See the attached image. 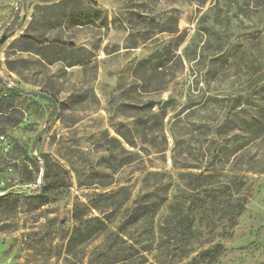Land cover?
<instances>
[{"label":"rangeland","instance_id":"374dc122","mask_svg":"<svg viewBox=\"0 0 264 264\" xmlns=\"http://www.w3.org/2000/svg\"><path fill=\"white\" fill-rule=\"evenodd\" d=\"M263 95L264 0H0V264H264ZM221 145L253 184L202 245L232 200L204 191Z\"/></svg>","mask_w":264,"mask_h":264},{"label":"trees","instance_id":"16d2710c","mask_svg":"<svg viewBox=\"0 0 264 264\" xmlns=\"http://www.w3.org/2000/svg\"><path fill=\"white\" fill-rule=\"evenodd\" d=\"M88 1L93 2L94 0H88ZM14 41H12V43ZM157 66L160 67L162 66V64H158ZM262 98L264 99V95ZM250 117L251 118H248V129H249V132H251L252 134V140H255V139L260 138L261 135L264 134V131H263L264 130V104L262 106L257 107L254 111V114H251ZM213 149L217 150L216 152L217 155H215V157L213 158V162L209 164L207 170L209 171L213 170L215 172L207 173L203 175V177L213 180V183L208 189L204 191L208 192L209 196H213L215 198L218 197L219 195L218 192H221V193L229 192L232 196V200L228 202L229 209H228L227 216H223L219 218L220 220L219 225H215L211 228V231H210L211 235L208 236L206 239H204L205 240L204 242H201L202 245H204L205 242H211L217 236L218 237L219 236L228 237L230 235L232 229L234 228L233 226L237 218L241 215L242 210L247 202L248 191L251 189L250 184L251 185L253 184L250 182L251 178L249 176L247 177L245 174H241V172L247 171V169L245 168L252 167V166L244 167L242 155H238V156L236 155V158H235L237 161L235 163V168H237L239 171L230 170V172L226 173V172H222L221 169H224V168L217 167L218 165H215L216 162L214 161V160H217V158L224 156L222 154L225 152L226 146L221 145L219 149L217 147H214ZM218 161H222V160H218ZM217 178H221V180ZM214 179H217V180H214ZM46 189H47V185L43 189L44 192ZM191 189L195 191L194 193H196L197 190L195 187ZM38 197H39L38 199L41 205L47 204V202H49V198L45 194H41ZM0 199H3V198L0 197ZM190 199L192 200L191 204L187 207H184V210H183L184 212L183 218L185 219L186 223L183 229L180 231V234L182 236H185L188 230L192 229L191 227H193V225L195 224V221L197 219V214H195L194 207H192V205L196 203L197 201L201 200L202 198H200L199 193H197V194H193ZM174 205H175L174 202L171 203L169 208L171 209L172 207H174ZM147 208H148L147 205L142 204L139 201H136L135 205L131 208L129 215L124 220V223L125 222L126 223L127 222L136 223L139 220L140 215H142V212H144ZM209 223L214 225L213 223L216 224V221L214 222V220L211 219ZM171 228L175 229L176 227L175 225H173ZM164 229H165V233L168 234L169 230L166 228ZM224 249H226V245L223 242L219 241V242L214 243L212 246L205 247L197 255L201 259L212 256V257H209L210 258L209 262L213 263L216 260L215 257L218 254V252Z\"/></svg>","mask_w":264,"mask_h":264},{"label":"water","instance_id":"95a60500","mask_svg":"<svg viewBox=\"0 0 264 264\" xmlns=\"http://www.w3.org/2000/svg\"><path fill=\"white\" fill-rule=\"evenodd\" d=\"M168 105H169V102H166V103H165V106H168Z\"/></svg>","mask_w":264,"mask_h":264}]
</instances>
